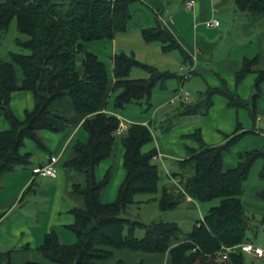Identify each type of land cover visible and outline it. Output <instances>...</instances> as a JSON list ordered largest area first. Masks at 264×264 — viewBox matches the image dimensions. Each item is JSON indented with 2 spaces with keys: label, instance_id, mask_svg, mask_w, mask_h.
I'll use <instances>...</instances> for the list:
<instances>
[{
  "label": "trees",
  "instance_id": "obj_1",
  "mask_svg": "<svg viewBox=\"0 0 264 264\" xmlns=\"http://www.w3.org/2000/svg\"><path fill=\"white\" fill-rule=\"evenodd\" d=\"M137 0H5L0 1V33L10 30L12 22L20 33L15 42L28 52H11V60L0 59V116L10 128L0 130V177L31 163V154L20 149L26 138L33 139L41 148L47 149L38 132L48 129L65 130L69 118L52 109V103L61 98L70 100L75 110L85 116L82 123L88 133L85 142L75 143V155L64 163L72 173H84L86 185L73 183L71 188L85 199V208L73 207L75 222L67 228L76 235V241L63 243L57 230L45 235L37 248L49 260L58 264H98L112 258L115 250L128 249L152 254L169 253L171 264H224L215 260L222 245L252 242L247 236L249 220L242 201L244 184L260 158L263 149H253L239 154L236 167L224 169V153L247 133L237 126L234 134L219 145H208L200 130L190 134L200 143L198 149H189L185 158L176 161L177 169L169 175L175 179L171 185L160 188V170L155 157L156 148L143 151L154 140L151 123H130L122 138L125 148L124 167L126 178L120 186L117 199L105 202L103 190L109 185L112 169L102 180L96 178V167L109 157L116 139L115 131L121 119L115 112L129 103L145 100V110L152 107L153 90L165 87L170 79L179 78L176 72L162 71L157 66L142 62L133 54L119 52L114 57V82L111 83L106 64L84 47V43L113 39L125 32L132 19L130 6ZM235 9L245 16L264 14V0H235ZM146 43L159 42L166 53L179 50L184 54L173 32L164 24L142 30ZM78 53H83L84 73L76 66ZM185 59L188 57L184 54ZM258 58L245 59L236 73L239 83L252 70ZM23 72L21 85L17 83L16 67ZM134 67L150 73L148 78H130ZM264 70L258 72L250 102L232 92L226 82L222 87H208L205 98L193 104L182 103L180 116L207 115L216 94L225 96L230 107H247L253 118L259 110L257 101L262 95ZM17 90H31L35 106L27 110L20 120L11 107V96ZM114 95L112 110L110 97ZM167 127L163 132L170 130ZM264 177V167L261 172ZM159 208L163 211L178 208L190 197L197 202L219 199L204 217L184 233L177 222L152 221L145 223L125 217L128 207L136 203L139 194H156ZM264 197V191L261 192ZM143 228V237L135 231ZM13 249L1 253L5 264H11ZM243 251L232 253L231 264H245ZM24 264H42L28 261ZM115 264H125L118 259ZM135 264H144L143 259Z\"/></svg>",
  "mask_w": 264,
  "mask_h": 264
},
{
  "label": "crops",
  "instance_id": "obj_2",
  "mask_svg": "<svg viewBox=\"0 0 264 264\" xmlns=\"http://www.w3.org/2000/svg\"><path fill=\"white\" fill-rule=\"evenodd\" d=\"M186 2L187 0H137L130 6L132 19L128 24L127 31L118 33L113 39L86 42L84 47L96 54L106 64L111 83L114 82L115 55L119 52L127 54L131 52L142 62L153 64L162 71L176 72L180 76H184L192 67V74L189 78L183 80L174 78L181 86L188 80H194L198 88L203 86L221 87V81H224L232 92L249 102L254 91L257 74L264 70V14L253 17L246 16L244 19L242 18L244 15L241 14L243 15L241 16L240 12L235 9V0H195V5L192 8L187 7ZM213 18L220 19V26L206 25V21ZM159 22L166 25L176 36L184 54L188 56L186 59L179 50L175 51L180 54H172L173 51L166 53L162 50L159 42L146 43L142 39V30L153 27ZM132 39L137 43H131ZM120 40L123 41L120 42ZM12 51H15L12 47L6 48L3 53L1 50L0 59L11 60ZM83 56V53H78L76 57L77 70L81 75L84 73ZM255 57L258 58L257 63L238 83L236 80L237 71L242 67L245 59ZM107 58L111 60H107ZM177 64L180 66L174 68ZM16 72L17 83L21 85L23 81L22 69L17 66ZM19 72L21 76H19ZM197 76L200 78H196ZM170 80L166 82L164 88L159 85L157 87L162 90L167 89ZM157 87L153 90L152 100L161 96L159 92H156ZM261 88L262 95L257 101V107L264 113V82ZM189 92L191 96L192 92ZM168 103L173 102L166 100L159 103L158 106L161 109ZM139 104L145 109L144 102ZM34 106L35 97L31 90H17L12 93L11 107L20 120H23L26 111L32 110ZM245 108L230 107L225 96L216 94L208 115L200 121L182 123L184 125L180 123L166 135H160L162 131L156 126L155 132L159 135L156 133L157 136L154 135L153 142L149 143L152 144L150 149L156 148L158 151L159 155L155 157V161L162 163L167 169V166L172 165L168 159L185 158L189 149L200 147L199 141L189 136L197 129L200 130L206 144L219 145L234 134L240 123L242 130L255 132L242 136L230 150L224 153V169L236 167L240 153L264 148V120L258 116L252 118L250 110ZM52 109L66 115L70 125L60 132L48 129L38 132L47 149L39 147L33 139L26 138L20 151L22 154H31L30 167H18L0 177V256L15 243L22 246L21 249H14L11 253V264H24L28 261L58 264L46 258L37 248L43 243L45 235L53 229L58 231L63 243H74L76 235L67 228L75 222V216L71 209L75 206L85 208L84 196L74 192L71 185L77 183L81 187H85L86 176L81 172H69L64 166V163L75 155V143L85 142L88 138V133L82 126L85 116L79 114L72 102L66 98L55 100L52 103ZM105 110L114 112L110 106ZM115 113L119 118L122 117L120 113ZM125 118L130 123L153 124L152 119L140 121L136 111ZM9 128L8 121L0 116V130ZM124 135L125 131L116 136L111 155L103 159L96 167L97 180H102L107 171L112 169L111 181L102 192V199L105 202H114L117 199L120 186L126 178L125 148L121 146ZM51 156L58 157L57 176H34L31 172L32 168L47 164ZM167 171L173 172L172 168ZM170 180V183L164 185L173 184L172 178ZM262 191H264V184H253L252 186L244 184L242 201L245 209L248 206L253 211L263 213L260 220L256 217L255 212L246 213L249 222L254 226L257 223H262L261 225L264 226ZM186 201L190 202V198L188 197ZM14 211L18 212L4 222L5 218L10 217ZM251 241L263 246L254 240ZM127 256H130L131 260ZM139 256L143 258L144 264H171L169 253L152 254L128 249H117L112 258L99 261L98 264H115L118 259H123L125 264H127V260L130 261V264H135V260ZM247 258L253 262L252 264H264V257L258 258L246 254L245 264H247ZM0 259L4 264L2 257ZM226 264H231V262Z\"/></svg>",
  "mask_w": 264,
  "mask_h": 264
},
{
  "label": "rangeland",
  "instance_id": "obj_3",
  "mask_svg": "<svg viewBox=\"0 0 264 264\" xmlns=\"http://www.w3.org/2000/svg\"><path fill=\"white\" fill-rule=\"evenodd\" d=\"M0 1H5V0H0ZM241 14H243V13H240V15ZM243 15H241V16H243ZM242 18L246 19V16L244 15ZM19 34L20 33L18 32L17 27H16V21L14 20L11 24L10 30L7 33H5V34L0 33V51L2 50V53H3V50H5L6 48L8 49L9 47H12V49H15L16 52H24V53L28 52L27 49L20 47L14 41L15 38ZM10 38L14 39V40L11 39V44L9 43ZM122 41L123 40H120V42H122ZM130 42L133 44L137 43L136 40H134V39L130 40ZM129 54H131V52H129ZM172 54H180V53L178 51H173ZM107 60H111V59L107 58ZM179 66L180 65L177 64L174 66V68L179 67ZM18 74H19V76H21L20 72ZM149 76H150V73L148 71L140 68V67H134L132 69L131 74H130V78H148ZM196 78H200V76H197ZM193 79H194V76H193ZM224 83H225L224 81H221L220 86L221 87L224 86ZM174 88H176L175 89L176 91L175 90L172 91V89H174ZM207 88H208L207 86H203L201 88H198V86L195 84L194 80L193 81L188 80L185 82V84L183 86H181L180 83H178L176 79H173V80H170L168 82L167 89L162 90V89L157 87L156 92H159L161 94V96L158 97V99L154 98L152 100L153 106L151 107L150 110L146 111L145 109H143L140 106V104L138 102H132V103H129L125 108L119 110L118 113H120L122 115V117H120V119L128 126L130 124V121L126 120L125 117L132 115V113L134 111H136L138 114V119H140V121L145 120V119H147V120L152 119L153 120L152 129L154 131L155 136H157V134H158L157 132H155L156 126H157V129H160L162 131V134H160V135H164V134L166 135L169 133V131L171 132L175 126L178 127L180 125V123L185 124V123H191V122H196V121L198 122L202 118H204L205 116L208 115V114L202 115L199 113V114H191V115H184V116L181 115L180 116V114H179L180 110L182 109V103L183 102L188 103V104H190V103L193 104V103H198V102L202 101L206 96L203 92H205L207 90ZM180 90H183V92L191 91L192 95L188 98H186L185 96L179 97L178 95L180 94ZM221 96H223V95H221ZM113 99H114V95H112V97L110 99V107L112 106ZM172 99H174L173 103H171V104L168 103L167 106H165L161 109L159 108V106H158L159 103H163L166 100L171 101ZM142 102H144V104H145V100H143ZM245 109H247V108H245ZM247 110L249 111V109H247ZM258 117H260L261 119L264 120V113L259 111ZM184 124H182V125H184ZM172 125H174V126L170 130L163 132V129L165 130L167 127L169 128ZM198 130L199 129H197L196 131H198ZM247 134H252V133H247ZM121 146L124 147L123 145H121ZM151 146H152V144H148V145L144 146L143 151H148L151 148ZM168 160L172 165H170V167L167 166V169L170 170V168H172V170H176L177 169V165H176L177 160H173V159H168ZM154 162H156L155 159H154ZM156 163L158 164L159 170H160V176H161L160 188H161L164 184L170 183V181H171L170 180L171 178L169 177L170 172L167 171L166 167L164 165H162V163H160L158 161ZM20 167L22 168L23 166H20ZM25 167H30V164L28 166H25ZM263 167H264V158H260L256 161L255 165L253 166V168L250 172L249 178L245 183V186L246 185L252 186L253 184H256V185L257 184H264V177L261 176V172L263 170ZM31 172H32V170H31ZM172 182L174 183L173 180H172ZM160 193H161V190L156 194H139V195H137L136 196L137 202L130 205L128 207L127 211L123 215L125 217L130 218V219L139 220V221H142L145 223H150L152 221H160V220L174 221V222H177L179 224V226L182 228V230L184 231V233H186V232L191 231L193 224L196 221L202 219L204 217V215L206 214V212L212 206L218 205L220 203L219 199H215L213 201L203 202V203L190 199V202L184 201L182 203V205H180L176 209L163 211L159 208L158 202L155 199V198L159 197ZM244 198L246 199V197H244ZM17 212L18 211H14L10 215V217L5 218L4 222H6L10 218H12ZM250 212L251 213L255 212L258 220H260L261 219L260 217L263 216V213H261L260 211H253L250 207L247 206L246 213H250ZM261 224L262 223H257V225L254 226L249 222V228L247 230V236L251 240H254L257 243H261L264 246V226H262ZM144 234H145V230L143 228H137L135 231V235L137 237H143ZM21 248H22V246L19 243H15L12 247H10V249H13V250L14 249H21ZM0 258H1V256H0ZM127 258L129 260H131L130 256H127ZM141 259H143V258L141 256H139L136 258L135 261L137 262ZM129 260H127V264H130ZM246 263L252 264L253 262L247 258ZM0 264H2L1 259H0ZM50 264H53V263L50 262Z\"/></svg>",
  "mask_w": 264,
  "mask_h": 264
},
{
  "label": "built area",
  "instance_id": "obj_4",
  "mask_svg": "<svg viewBox=\"0 0 264 264\" xmlns=\"http://www.w3.org/2000/svg\"><path fill=\"white\" fill-rule=\"evenodd\" d=\"M194 5H195V0H187L186 2L187 7L192 8L194 7ZM220 24H221V21L218 18H213L211 20L206 21L207 26L218 27L220 26ZM191 74H192V67H190L189 71L184 74L183 79L189 78ZM178 96L179 97L185 96L186 98H188L190 96V92L189 91L183 92V90H180V94ZM173 101L174 99L171 100V102ZM127 127L128 126L121 120L119 127L115 131V134L116 135L121 134L122 132L126 131ZM57 160H58L57 156H51L47 164L34 166L32 168V172L34 176L40 175V176L56 177L58 174V169L56 167ZM172 180L174 182H177L173 178ZM238 251H243L246 254L254 255L258 258L264 257V248L262 246H259L253 242H244V243L235 244V245H222L216 253L215 260L226 264L227 262L230 261L231 254L236 253Z\"/></svg>",
  "mask_w": 264,
  "mask_h": 264
}]
</instances>
